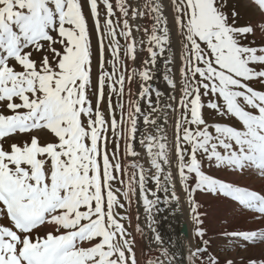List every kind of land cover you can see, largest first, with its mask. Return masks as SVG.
Wrapping results in <instances>:
<instances>
[{
	"label": "snow or ice",
	"instance_id": "snow-or-ice-1",
	"mask_svg": "<svg viewBox=\"0 0 264 264\" xmlns=\"http://www.w3.org/2000/svg\"><path fill=\"white\" fill-rule=\"evenodd\" d=\"M170 2L184 41L180 96H169L175 106L164 103L179 112L171 142L157 115L165 93L152 83L158 59L171 52L164 0H89L100 45L95 104L93 50L80 0H0V264H138L125 223L130 217L121 211L133 203L142 204L160 245L159 255L145 264H174L177 257L154 227V215L159 205L179 201L177 179L189 195L198 237L204 231L191 196L195 191L231 197L264 216V194L206 174L202 159L264 176V44L249 39L264 33V22L238 25V13L230 20L220 0ZM251 3L264 16V0ZM140 21H150V27ZM144 52L142 67L129 69L128 62ZM34 53L42 54L39 62ZM171 63L169 57L163 79L174 92ZM105 88L107 115L100 107ZM205 108L233 123L209 124ZM37 130L54 139L42 144L30 136L8 144L16 134ZM137 145L145 149L150 168L135 159L141 155ZM122 156L130 158L127 164ZM173 157L177 177L167 170ZM46 225L51 230L36 235ZM135 231L143 229L137 224ZM230 235L264 241L259 230ZM207 243L188 259L219 264Z\"/></svg>",
	"mask_w": 264,
	"mask_h": 264
},
{
	"label": "rangeland",
	"instance_id": "rangeland-1",
	"mask_svg": "<svg viewBox=\"0 0 264 264\" xmlns=\"http://www.w3.org/2000/svg\"><path fill=\"white\" fill-rule=\"evenodd\" d=\"M80 2L82 4L83 12L87 19V23L90 31L91 46L93 50V65H92L93 87H92V92L90 93V97L93 100V103L95 104L96 98L93 93H95L96 91L95 81L99 73L100 45H99V40L97 37L95 25L93 22V16L90 12L89 0H80ZM220 3L223 6L222 10L226 14H228L230 20L233 11L238 13V18H237L238 25H246V24L256 25L259 22H264V17L260 16L259 11L252 5L251 0H220ZM170 6H171V2H170ZM100 12H101V22L103 23V17H104L103 5H101L100 7ZM179 39H180V56H181L180 67H182L184 41L180 33H179ZM249 39L254 40L257 45L264 44V33H260L259 31H257L255 36H249ZM56 47L60 48L59 45H56ZM41 55L42 54L34 53V58L37 59V61L39 62ZM104 58L106 61L111 60V56L108 53L107 48H105L104 50ZM106 66L108 67L107 70L111 71V65L106 64ZM179 79H180L179 88H178L179 95L177 96V98H179L180 96L179 89L183 83L181 74L179 75ZM254 87L261 88L262 86L260 84H254ZM107 96H108V89L106 88L105 99L100 105L101 110L104 111L106 115L108 114ZM203 114L209 124L233 123L232 118L220 116L215 110L212 109L205 108ZM178 115L179 112H176L174 119H176ZM173 130H174V125H173ZM30 136L39 137L42 144L47 143L54 139L52 134L47 130H37V131H33L30 134H23V133L16 134L14 137L8 139V144L14 142L22 143L28 141ZM172 138H173V134H172ZM8 144H6L5 147H7ZM112 147H113L112 145L109 146L110 150H112ZM221 151L223 152L222 149ZM124 157L125 156L121 157L123 161H124ZM202 159L204 160V171L206 172V174L216 179L233 183L236 186L247 187L250 190H256V191L260 190L258 192L264 194V188L261 189L257 186V184H261V183L264 185V179H263L264 176L261 177V175L258 174L257 171L253 169H245L244 171L241 172V171L233 170L231 167L226 165L217 167L214 162H208L206 157H202ZM257 179L258 180L260 179V181H257ZM183 192L186 195V197L189 198V195L184 190ZM191 196L198 205V213L200 214V219L202 220V224L199 225V227L202 228L204 231L203 237H198L196 235L198 226L193 221V234L195 241L193 251L197 248L203 247L204 241H207L208 254L214 255L218 259L219 264L221 263L227 264V261L229 260L233 261V264H237L241 260L247 258L248 255L260 251L259 249L264 241L245 242L242 239L231 236L230 234L233 232L249 231V230L264 231V216L258 215L253 210L245 209L244 207L239 205L238 202L232 200L231 197H226L219 193H212L209 191L199 190L193 192ZM121 211L127 215H129L130 213L128 206H126L125 210H121ZM246 214H248V216ZM240 218L242 219L240 220ZM259 220L261 221V223L259 222ZM3 222L7 223V219L5 218ZM255 222L258 225H256ZM125 223H126V227L134 237V231L131 225V219L130 221ZM47 231H49V227L43 226L38 230L36 235L43 236L46 234ZM135 252H136V243H135ZM198 264H200L199 260H198Z\"/></svg>",
	"mask_w": 264,
	"mask_h": 264
},
{
	"label": "bare ground",
	"instance_id": "bare-ground-1",
	"mask_svg": "<svg viewBox=\"0 0 264 264\" xmlns=\"http://www.w3.org/2000/svg\"><path fill=\"white\" fill-rule=\"evenodd\" d=\"M164 3L167 5L166 14L169 18V26H170V30L172 33L171 52L166 53L165 57H161L158 59V64L156 67V76L152 83L155 88H158L161 92L165 93L164 97L162 98V102L160 104V108L163 109V112H158L157 115L161 116L162 126L167 129L169 142H171L172 134H173V125L175 121L174 119L175 113L164 108V103H171L173 104V106H175L176 101L169 100V96L174 94L177 97L179 95L178 88H179V83H180L179 73L181 69L180 67L181 56H180V39H179L178 29L176 28L175 24L172 22L173 10L170 6L169 0H164ZM261 17H264V16H261ZM140 23L142 26L150 27L151 22L150 21H140ZM136 35L140 36L141 34L136 33ZM169 57L172 59V63L168 65V67L172 68L173 70L172 74L177 81V89L174 92L163 79L164 74L167 72V67L165 65ZM147 58H148V54L146 52L141 53L140 57L138 58L136 62L134 63L131 61L128 62L129 69L141 68L142 60L147 59ZM106 68L108 67L106 66ZM131 87H132L133 96H135L136 92L138 91V84L133 83ZM153 99H155V97H153ZM144 110L147 111L148 109L144 107ZM143 130L144 129L142 128L141 131ZM147 130L154 132V128L151 126H149ZM137 150L141 152V155L139 157H136L135 159L138 162L144 164L145 169L150 168V158L147 156L145 149L142 146L137 145ZM129 160H130L129 157L127 156L124 157L125 164H127ZM167 170L172 171L173 176L177 177V173L175 170L174 157H173L172 166L170 168H167ZM154 172L155 170L153 169L151 174H154ZM257 181H260V179L259 180L257 179ZM148 186L153 189L155 188V185L151 182L149 183ZM257 186L261 189L264 188V185L262 183L257 184ZM175 191L177 193V196L179 197V201L178 202L174 201L170 205H166V204L159 205L160 211L154 215V220H155L154 227L163 237L165 241V246H168L169 251L176 255L177 258L174 261V264H198V260L190 261L188 259L189 252L193 251L194 242H195L194 234H193V219H192L191 205L189 202V198H187L186 195L184 194L182 185L179 183L178 179L176 180ZM160 195L163 196L164 194L161 193ZM135 199L137 198H134V200ZM128 208L130 212L129 217L131 219V225L134 231L138 264H145L146 260L149 259L150 257L154 258L157 255H159L160 245L155 243V240H154L155 234L148 227L149 221L147 219V214L145 213L142 204L133 203L132 206ZM137 215L140 216L139 221H137L136 219ZM246 215L248 216V214ZM241 219L242 218H240V220ZM259 222L261 223L260 220ZM137 224H139L141 228L143 229L142 232L138 233L135 231ZM256 225L258 224L256 223ZM42 227L43 226H41V228ZM46 227H49V230H51V226L46 225ZM169 241H171L170 245H169ZM259 250L260 251H257V252L255 250L256 253H252L251 255H248L247 258L241 260L237 264H250V262L253 260L257 261L259 264L260 261H264V242L262 243Z\"/></svg>",
	"mask_w": 264,
	"mask_h": 264
}]
</instances>
